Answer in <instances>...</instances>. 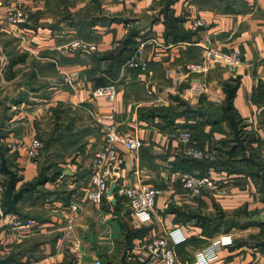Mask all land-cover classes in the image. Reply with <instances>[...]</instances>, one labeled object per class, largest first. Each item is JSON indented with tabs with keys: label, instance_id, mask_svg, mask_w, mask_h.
<instances>
[{
	"label": "crops",
	"instance_id": "crops-1",
	"mask_svg": "<svg viewBox=\"0 0 264 264\" xmlns=\"http://www.w3.org/2000/svg\"><path fill=\"white\" fill-rule=\"evenodd\" d=\"M14 5L31 13L29 22L4 18ZM134 28L139 33L125 42ZM74 39L96 49L61 48ZM141 46L145 69L128 65ZM211 49L239 50L241 62L207 60ZM109 83L118 89L114 100L94 96ZM46 120L58 126L38 165L27 145ZM105 125L146 144L138 153L119 144V177L102 203L84 202L72 218L68 207L89 180ZM187 129L200 148L218 151L214 160L184 152L180 134ZM263 134L264 0H5L0 8V182L5 198L6 161L17 174L15 191L29 187L16 211L3 213L0 201L4 264H124L130 248L175 228L186 237L176 248L185 263L231 234L233 243L220 244L213 264H264V221L252 220L264 214ZM201 174L217 187L192 198L182 178ZM141 181L163 192L153 221L136 225L117 188ZM18 219L36 226L14 229Z\"/></svg>",
	"mask_w": 264,
	"mask_h": 264
},
{
	"label": "built area",
	"instance_id": "built-area-1",
	"mask_svg": "<svg viewBox=\"0 0 264 264\" xmlns=\"http://www.w3.org/2000/svg\"><path fill=\"white\" fill-rule=\"evenodd\" d=\"M5 5L4 0H0V8ZM4 18L12 24L27 23L31 18V13L22 5H14L9 8ZM197 25H203L204 21L199 20ZM67 52L75 51L80 48H89L95 50L96 45L81 39L69 41L61 47ZM145 48L141 46L136 53L128 61V65L134 66L137 64L143 65L146 68L144 59ZM241 51H233L232 53H224L222 51L211 49L209 50L206 59L210 61H225L231 64L241 62ZM191 69L203 67L201 64L189 65ZM118 89L115 83L97 86L93 90L96 97H102L109 100H114L117 96ZM97 121L102 123V119ZM106 142L99 147L92 159L91 175L87 183L76 187L73 193V201L68 207L72 218L77 216L82 209L84 202L100 204L108 191L109 184L112 180L117 179L120 175L121 167L124 164V158L121 156L118 145L122 144L134 153L146 144L140 137L132 134L121 132L115 125H105ZM181 146L184 152L192 158L214 160L218 154L216 149L205 150L196 145L193 139V132L189 129L184 130L180 134ZM261 158L264 161V134L262 135ZM27 155L31 162L40 164L43 157V143L39 138H34L27 145ZM136 174H140L136 171ZM184 186L189 190V195L192 198L199 197L205 188L215 189L217 181L210 175H185L182 178ZM120 195L126 196L134 216V223L148 224L153 221L154 213L156 212L157 197L163 192L160 187L141 181L138 184H120L117 188ZM4 198V186L0 182V201ZM36 226V221L33 219L23 220L18 219L13 222V228L17 230L32 229ZM185 236L180 228H175L169 231L168 236L159 235L150 237L141 246L140 249L132 247L128 250L126 259L130 264H213L219 257V246L230 245L234 241V236L231 234L222 235L219 240L213 241L205 247L201 248L195 255L194 259L189 263H185L179 259L177 254V246L185 240ZM140 250V251H138ZM100 260L90 264H101Z\"/></svg>",
	"mask_w": 264,
	"mask_h": 264
},
{
	"label": "water",
	"instance_id": "water-1",
	"mask_svg": "<svg viewBox=\"0 0 264 264\" xmlns=\"http://www.w3.org/2000/svg\"><path fill=\"white\" fill-rule=\"evenodd\" d=\"M139 31L140 30L138 28H134L132 30V32L130 33V35L128 36V38L125 40V42H128L129 40H131L136 34L139 33ZM28 87L30 89H32V86L30 84H28ZM28 97H29L28 91L21 92L14 97L13 102L15 104H18V103L22 102L23 100L27 99ZM3 169L11 175V178L9 180V183H8V186L6 189L5 198H4L3 207H2L3 213L7 214L11 210L16 211L18 209V201L24 195L25 189H28L29 187H24V188L20 189L19 191H15L16 186H17L16 171L14 169L8 167V165L6 164V161L3 162ZM31 186H35V185L31 184ZM252 220L264 221V214H261L255 218H253ZM6 261H7L6 258L0 257V264H4ZM124 264H130L126 260V258L124 259Z\"/></svg>",
	"mask_w": 264,
	"mask_h": 264
},
{
	"label": "rangeland",
	"instance_id": "rangeland-1",
	"mask_svg": "<svg viewBox=\"0 0 264 264\" xmlns=\"http://www.w3.org/2000/svg\"><path fill=\"white\" fill-rule=\"evenodd\" d=\"M5 1V0H4ZM31 19V18H30ZM30 21V20H29ZM55 123V124H54ZM51 123L48 120L44 121V125L42 128L41 133L39 134L38 138L42 141L43 143V147H45L46 145H48V143L50 144V139L51 137H53V134H55L54 129L57 128V123L54 122ZM60 128H63L64 126H59ZM61 131V130H59ZM144 141V140H143ZM261 153H259L260 155ZM217 157V156H216ZM200 160H204V159H200ZM262 160V158H261ZM263 161V160H262ZM264 162V161H263Z\"/></svg>",
	"mask_w": 264,
	"mask_h": 264
},
{
	"label": "trees",
	"instance_id": "trees-1",
	"mask_svg": "<svg viewBox=\"0 0 264 264\" xmlns=\"http://www.w3.org/2000/svg\"><path fill=\"white\" fill-rule=\"evenodd\" d=\"M241 128H238L237 127V132H238V136L240 137V138H242V134L244 133V130L243 129H241ZM244 138V137H243ZM5 151L3 150V149H1V147H0V154H3ZM193 160H195V161H201V160H198V159H193ZM203 161V160H202ZM205 161V160H204ZM258 163H259V165H260V168H261V170L264 172V164H263V161L261 162V158H260V156L258 157ZM204 175H207V174H204ZM198 176H203L202 174L201 175H198Z\"/></svg>",
	"mask_w": 264,
	"mask_h": 264
}]
</instances>
